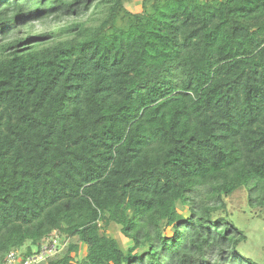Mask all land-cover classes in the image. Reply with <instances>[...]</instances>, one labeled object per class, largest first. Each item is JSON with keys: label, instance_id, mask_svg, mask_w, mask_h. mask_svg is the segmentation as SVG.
I'll list each match as a JSON object with an SVG mask.
<instances>
[{"label": "trees", "instance_id": "obj_1", "mask_svg": "<svg viewBox=\"0 0 264 264\" xmlns=\"http://www.w3.org/2000/svg\"><path fill=\"white\" fill-rule=\"evenodd\" d=\"M243 187L263 208L264 0H0V264L54 234L37 264H256Z\"/></svg>", "mask_w": 264, "mask_h": 264}, {"label": "rangeland", "instance_id": "obj_2", "mask_svg": "<svg viewBox=\"0 0 264 264\" xmlns=\"http://www.w3.org/2000/svg\"><path fill=\"white\" fill-rule=\"evenodd\" d=\"M66 21H69V19H64L60 23L47 20L44 26L59 25L66 23ZM41 27L42 24H36L37 30H40ZM225 201L226 211L224 215L246 236V241L239 248L240 253L256 264H264V207H251L248 203V193L244 187L226 198ZM108 233L117 239L124 248L131 244L120 234V228L116 225H112ZM84 250L85 247L83 246L77 254V258L84 254Z\"/></svg>", "mask_w": 264, "mask_h": 264}, {"label": "built area", "instance_id": "obj_3", "mask_svg": "<svg viewBox=\"0 0 264 264\" xmlns=\"http://www.w3.org/2000/svg\"><path fill=\"white\" fill-rule=\"evenodd\" d=\"M59 245L58 239L54 234L51 240H47L40 253L36 256L26 259L22 264H37L46 257L53 255L56 252V247ZM16 254L10 252L7 256L5 264H16Z\"/></svg>", "mask_w": 264, "mask_h": 264}]
</instances>
